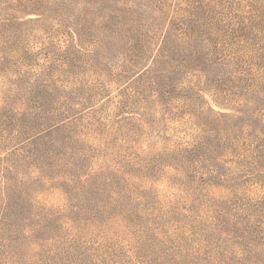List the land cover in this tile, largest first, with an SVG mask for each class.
<instances>
[{
    "label": "rangeland",
    "instance_id": "rangeland-1",
    "mask_svg": "<svg viewBox=\"0 0 264 264\" xmlns=\"http://www.w3.org/2000/svg\"><path fill=\"white\" fill-rule=\"evenodd\" d=\"M104 178L132 190L99 218ZM263 241L264 0H0V264H260L227 248Z\"/></svg>",
    "mask_w": 264,
    "mask_h": 264
},
{
    "label": "trees",
    "instance_id": "trees-1",
    "mask_svg": "<svg viewBox=\"0 0 264 264\" xmlns=\"http://www.w3.org/2000/svg\"><path fill=\"white\" fill-rule=\"evenodd\" d=\"M224 15V16H223ZM245 15H247L245 13ZM245 15L242 16V21L244 22V20H246V17ZM220 17H225L226 18V14H221ZM228 17V16H227ZM231 32H236V30H234L233 28L230 29ZM247 30H253V28H249ZM252 51V52H251ZM250 51V53H253L255 54L256 52V49L253 48L252 50ZM252 54V55H254ZM252 55L250 56L249 59H251ZM238 58V56H237ZM244 59V60H243ZM243 59L241 60L242 62H245L247 63V65L249 66L250 63H248V58L246 56V54L243 56ZM237 143V140L234 141V144ZM133 164H137V163H133ZM93 178V181L95 180H98L97 177H92ZM127 181V180H126ZM99 188L98 189V193L96 195H98L97 197H94V198H90L89 200H92V206L87 208V213H91L90 215L92 216L94 212H96V215L101 218L103 217L104 215H106L108 213V211L110 209H112V207L115 205L116 206V203L117 201L119 200V198H123L124 197V193H128L132 190V187L127 186V188H124L122 190H120V192H117V191H114L113 190V182L110 181V179L108 178H104L103 182L101 185L98 186ZM134 191V190H133ZM148 196H154L153 198H155V195L152 194L151 192L150 193H146ZM130 198V196H127ZM131 197L133 199H143L142 196H132ZM225 198V197H224ZM157 205H160L159 206V209H157L155 206L153 208H149L148 207V204L147 206H143L142 207L144 208V211L148 213V215H151L150 217H155V223H157V225L159 226L158 224V221L163 218V217H166L167 214H170V213H173L172 212V208L170 207V204H168V206H166L163 202L161 203L160 200L158 201ZM214 204L211 205V207H214L213 206ZM231 209L230 210H226L225 212H228V213H231L232 212V209L234 210H237V213L241 212L244 208L243 205L241 206H235V204L231 203L230 205ZM205 207H207V204H205ZM181 210H185V208H183V206L180 207ZM63 209V207H60L58 208V212H60L61 210ZM175 209V208H174ZM176 213V212H174ZM173 213V214H174ZM184 216L188 215V213L185 215L183 214ZM183 216V218H184ZM201 217V218H200ZM208 219H210V223L211 225H214V221H215V218L212 217L210 218V216H208V214L204 213L202 216H197V220L199 222H201L202 220L205 222V221H208ZM169 223V228L174 231V232H169V228L168 227H165V231H163L164 229H161L160 226H159V231L163 234L162 237H164V241L165 242H169L171 244V248L170 249H167L169 251H171L172 254H177L179 255L180 257L182 258H191V259H199L200 258V255H201V252H203V254H205L206 252V248L207 246H205V242L206 240L203 239L202 242H201V239L198 238L196 239L195 236H193L192 232H190L189 228H187L185 226H179V227H174L173 228V224L170 223V222H167ZM188 225V224H187ZM168 226V224H167ZM179 229V231H178ZM184 229V230H183ZM209 229V228H207ZM149 231H151L153 234V229H148ZM139 231V230H138ZM188 231V233H187ZM204 231V230H203ZM208 231V230H207ZM175 233V234H174ZM69 236H71L70 238H72V234L71 232H69ZM225 241H222V243L224 244ZM226 245V244H224ZM260 247H263L264 248V241L262 243L261 246H253V249L252 250H241V249H237L236 252L233 251V249L231 248H227L228 250L227 251H230V252H233L234 254H237L238 256L242 257V256H245L244 260L248 261L249 259L250 260H253L254 259V255L255 253H257V251H261L260 250ZM214 249V248H213ZM214 251V250H213ZM192 263V262H190ZM260 264H264V254H263V259L260 260Z\"/></svg>",
    "mask_w": 264,
    "mask_h": 264
}]
</instances>
